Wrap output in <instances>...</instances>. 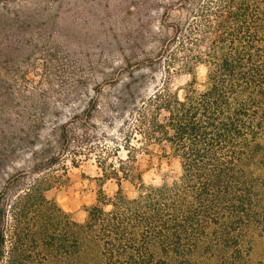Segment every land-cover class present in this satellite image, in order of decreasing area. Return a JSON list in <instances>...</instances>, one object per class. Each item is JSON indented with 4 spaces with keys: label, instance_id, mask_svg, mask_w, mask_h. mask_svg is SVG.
<instances>
[{
    "label": "trees",
    "instance_id": "1",
    "mask_svg": "<svg viewBox=\"0 0 264 264\" xmlns=\"http://www.w3.org/2000/svg\"><path fill=\"white\" fill-rule=\"evenodd\" d=\"M23 1L42 9L61 2L0 0V40L9 15L19 19L26 10ZM159 3L133 5L141 13ZM168 3L182 17L163 22L169 35L151 31L160 45L145 62H136L150 70L162 66L163 84L145 96L134 86L142 69L130 71L116 106H108L120 121V136L112 137L115 150L97 145L107 134L92 132L94 106H86L44 140L31 142V177L22 171L6 179L0 190V264H205L240 252L262 227L264 0ZM199 63L206 67L203 89L188 82L179 99L168 86L171 74L191 73ZM150 143L167 144L180 159L182 173L172 183L143 185L137 152L148 151ZM16 148L10 139L0 141V167ZM89 153L100 170L97 203L76 221L44 192L52 186L55 164ZM109 179L117 185L112 195L102 188ZM123 180L139 192L128 195ZM229 259L220 264L234 263Z\"/></svg>",
    "mask_w": 264,
    "mask_h": 264
},
{
    "label": "rangeland",
    "instance_id": "2",
    "mask_svg": "<svg viewBox=\"0 0 264 264\" xmlns=\"http://www.w3.org/2000/svg\"><path fill=\"white\" fill-rule=\"evenodd\" d=\"M169 1L160 0L141 13L133 5L141 0H61L43 9L23 1L26 10L21 17L9 15L0 40V141L10 139L17 148L0 167V190L12 174L26 171L32 176L27 172L32 166L31 142L44 140L52 127L69 122L74 112L80 113L86 106H94L89 121L92 132L107 134L97 145L115 150L112 137L120 136L116 131L120 121L108 106H116L130 71L142 69L135 73L143 75L134 86L145 96L163 84L162 66L155 65L153 71L136 62H145L160 45L158 39L150 38L151 31L169 35L171 28L163 22L182 17L181 10ZM205 74L206 67L199 63L191 73H172L168 86L183 99L188 82L203 89ZM17 128H23L24 134ZM131 143L139 144L134 139ZM147 148L137 152L144 186L170 184L181 175L180 159L167 144L150 143ZM118 156L124 158L125 150L120 148ZM77 158L73 163L67 155L49 170L54 177L44 193L74 220L83 221L87 209L97 203L100 170L95 153ZM122 187L130 196L139 192L137 185L126 180ZM102 188L112 195L117 185L109 179ZM13 191L10 189L11 194ZM261 225L244 241L240 252L216 256L205 264H220L228 257L234 263L224 264H264V217Z\"/></svg>",
    "mask_w": 264,
    "mask_h": 264
}]
</instances>
